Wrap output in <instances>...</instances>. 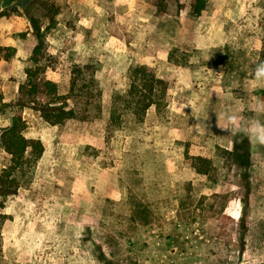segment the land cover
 Segmentation results:
<instances>
[{
    "label": "rangeland",
    "instance_id": "374dc122",
    "mask_svg": "<svg viewBox=\"0 0 264 264\" xmlns=\"http://www.w3.org/2000/svg\"><path fill=\"white\" fill-rule=\"evenodd\" d=\"M165 1V15L150 0H37L0 17L2 54H13L0 95L27 105L24 135L43 146L17 193H0V264H264V113L253 104L264 0H208L198 17L193 0ZM29 18L45 30L37 64ZM137 61L167 80L168 106L107 138L112 93ZM75 65L97 69L102 117L52 126L31 101L49 100L46 79L67 94ZM29 68L35 97L19 94ZM191 156L210 159L209 173ZM10 165L0 146V174Z\"/></svg>",
    "mask_w": 264,
    "mask_h": 264
},
{
    "label": "trees",
    "instance_id": "16d2710c",
    "mask_svg": "<svg viewBox=\"0 0 264 264\" xmlns=\"http://www.w3.org/2000/svg\"><path fill=\"white\" fill-rule=\"evenodd\" d=\"M37 0H0V17L8 10L17 8L27 9ZM157 8L159 15H165L167 5L165 0H150ZM208 0H193L192 14L200 16L205 10ZM7 10V11H6ZM37 45L33 49L31 60L38 63L42 60L43 32L38 22L29 18ZM12 53L14 48H10ZM0 48V62L8 60L13 54H2ZM172 58V54H171ZM264 62V48L261 53ZM97 69L92 65H75L72 69V78L69 92L65 95L58 93L57 84L46 79L43 82L44 92L49 100L45 103L34 104V110L40 113L43 120L52 126L64 124L71 119L92 121L102 117V91L96 78ZM27 84L19 87L20 95L37 96L40 86L33 82L37 75L36 70L29 68L26 71ZM255 95L264 101V88L257 89ZM168 83L156 75L154 68L148 65L137 64L129 70V86L123 91H114L111 97L109 123L106 127L107 138L114 132L129 134L137 131L145 121L148 110L155 107L161 113L168 106ZM35 99V98H34ZM27 107L21 100L4 102L0 95V115L9 116V124L0 127V146L11 156L10 167L0 174V193L14 195L18 191L17 175H25V169L37 163L43 152L41 142L25 137L26 121L23 112ZM233 156V152H229ZM240 157V156H239ZM241 158V157H240ZM193 168L199 174H208L211 169V160L202 156H191ZM30 165V166H29ZM19 176V177H20ZM248 204V195L244 199ZM1 236V231H0ZM243 251V248H242ZM2 254L0 240V260Z\"/></svg>",
    "mask_w": 264,
    "mask_h": 264
},
{
    "label": "crops",
    "instance_id": "0c3cea01",
    "mask_svg": "<svg viewBox=\"0 0 264 264\" xmlns=\"http://www.w3.org/2000/svg\"><path fill=\"white\" fill-rule=\"evenodd\" d=\"M157 18V17H156ZM59 27L61 28H59V30L60 31H62L63 32V34L64 33H66L67 31H66V29H67V27H66V25H63V23H59ZM56 30H54V32H55ZM27 35H31V34H27ZM51 35H55L54 33H51ZM145 37H149V36H145ZM148 45V44H147ZM14 47V49H17V52H16V54H18V52H19V50H18V48L16 47V46H13ZM33 50V49H32ZM32 50H31V52H32ZM32 54V53H31ZM169 54V53H168ZM167 55V54H166ZM5 64H7V62L5 61ZM136 64H142V65H148L149 67H153V65H154V63H153V61L152 62H149V61H147V62H143V61H137L136 62ZM1 65H3V61L2 62H0V67H2ZM157 75V74H156ZM158 76V75H157ZM159 77V76H158ZM159 78H161V79H163V80H165V81H167L165 78H162V77H159ZM262 88H264V86L262 87ZM256 104V108H254L255 110H257L259 113H264V101H261V100H255V101H253V104ZM252 104V105H253ZM153 107H151L149 110H148V112H147V114L150 112V110L152 109Z\"/></svg>",
    "mask_w": 264,
    "mask_h": 264
},
{
    "label": "clouds",
    "instance_id": "9594fccd",
    "mask_svg": "<svg viewBox=\"0 0 264 264\" xmlns=\"http://www.w3.org/2000/svg\"><path fill=\"white\" fill-rule=\"evenodd\" d=\"M254 78L258 82H264V63H260L256 66ZM260 127L264 128V125H260ZM258 141L264 143V137L258 138Z\"/></svg>",
    "mask_w": 264,
    "mask_h": 264
}]
</instances>
